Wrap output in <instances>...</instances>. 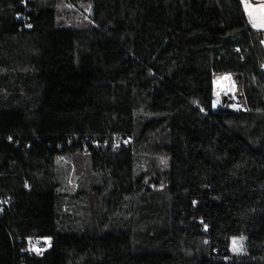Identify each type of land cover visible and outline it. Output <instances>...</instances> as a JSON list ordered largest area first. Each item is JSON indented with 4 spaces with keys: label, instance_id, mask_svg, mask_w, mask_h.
Here are the masks:
<instances>
[{
    "label": "trees",
    "instance_id": "16d2710c",
    "mask_svg": "<svg viewBox=\"0 0 264 264\" xmlns=\"http://www.w3.org/2000/svg\"><path fill=\"white\" fill-rule=\"evenodd\" d=\"M226 75L238 108L215 107ZM1 205L0 264H264L242 0H0Z\"/></svg>",
    "mask_w": 264,
    "mask_h": 264
},
{
    "label": "rangeland",
    "instance_id": "374dc122",
    "mask_svg": "<svg viewBox=\"0 0 264 264\" xmlns=\"http://www.w3.org/2000/svg\"><path fill=\"white\" fill-rule=\"evenodd\" d=\"M86 13H90V8L86 7L85 8ZM222 78V77H221ZM219 79V78H218ZM218 79L216 80V82L218 81ZM230 81H231V86L229 88V90H227L226 92H224L223 94L218 95L216 93V90H214L215 93V107H219L220 104H222V102L224 101V98L226 97L227 99L230 98V100H232L234 103L231 104V107L233 108H238L240 107L238 104V96H237V87H236V83L234 81V79H232L230 77ZM232 247L234 249L235 252H241L244 249V238L243 237H237L233 239V243H232Z\"/></svg>",
    "mask_w": 264,
    "mask_h": 264
},
{
    "label": "crops",
    "instance_id": "0c3cea01",
    "mask_svg": "<svg viewBox=\"0 0 264 264\" xmlns=\"http://www.w3.org/2000/svg\"><path fill=\"white\" fill-rule=\"evenodd\" d=\"M242 3L252 25L264 30V0H242Z\"/></svg>",
    "mask_w": 264,
    "mask_h": 264
},
{
    "label": "bare ground",
    "instance_id": "6f19581e",
    "mask_svg": "<svg viewBox=\"0 0 264 264\" xmlns=\"http://www.w3.org/2000/svg\"><path fill=\"white\" fill-rule=\"evenodd\" d=\"M230 75H226L225 77L219 79L216 84H215V88H216V93L218 95L223 94L224 92H226L227 90H229L230 86H231V81H230Z\"/></svg>",
    "mask_w": 264,
    "mask_h": 264
},
{
    "label": "built area",
    "instance_id": "2783aa9c",
    "mask_svg": "<svg viewBox=\"0 0 264 264\" xmlns=\"http://www.w3.org/2000/svg\"><path fill=\"white\" fill-rule=\"evenodd\" d=\"M225 77V76H224ZM223 78V77H222ZM219 79H221V78H219ZM218 79V80H219ZM215 84H216V81L214 82V84H213V88H214V90H216V88H215ZM2 209H3V207H2V205L0 206V213H1V211H2ZM41 242L40 241H38V240H34V239H31V240H29L28 241V243L26 244V247H25V249L28 251V252H30V253H36L38 250H39V244H40Z\"/></svg>",
    "mask_w": 264,
    "mask_h": 264
},
{
    "label": "water",
    "instance_id": "95a60500",
    "mask_svg": "<svg viewBox=\"0 0 264 264\" xmlns=\"http://www.w3.org/2000/svg\"><path fill=\"white\" fill-rule=\"evenodd\" d=\"M224 99H225V101H226L227 98L225 97Z\"/></svg>",
    "mask_w": 264,
    "mask_h": 264
}]
</instances>
